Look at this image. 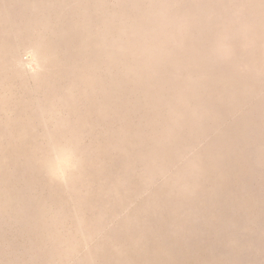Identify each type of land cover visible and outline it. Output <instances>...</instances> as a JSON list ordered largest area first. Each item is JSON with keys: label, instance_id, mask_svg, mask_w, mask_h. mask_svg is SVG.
Wrapping results in <instances>:
<instances>
[{"label": "rangeland", "instance_id": "obj_1", "mask_svg": "<svg viewBox=\"0 0 264 264\" xmlns=\"http://www.w3.org/2000/svg\"><path fill=\"white\" fill-rule=\"evenodd\" d=\"M0 264H264V0H0Z\"/></svg>", "mask_w": 264, "mask_h": 264}]
</instances>
